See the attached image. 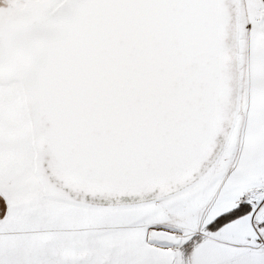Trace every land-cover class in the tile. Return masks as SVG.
I'll return each mask as SVG.
<instances>
[{
    "label": "snow or ice",
    "instance_id": "snow-or-ice-1",
    "mask_svg": "<svg viewBox=\"0 0 264 264\" xmlns=\"http://www.w3.org/2000/svg\"><path fill=\"white\" fill-rule=\"evenodd\" d=\"M0 264H264V0H0Z\"/></svg>",
    "mask_w": 264,
    "mask_h": 264
}]
</instances>
